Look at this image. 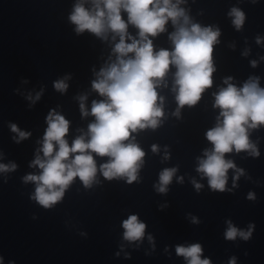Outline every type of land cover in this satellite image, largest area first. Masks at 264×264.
<instances>
[{
  "label": "clouds",
  "instance_id": "9594fccd",
  "mask_svg": "<svg viewBox=\"0 0 264 264\" xmlns=\"http://www.w3.org/2000/svg\"><path fill=\"white\" fill-rule=\"evenodd\" d=\"M86 2L88 0H77L69 15L70 22L76 26L78 34L88 31L102 39H107L109 33L113 40L119 37L112 49L116 59L101 68L92 83V88L106 99L94 100L89 112L84 103L87 97H79L82 116L95 117L88 125L87 133L77 136L69 145L65 138L69 121L55 111L47 117L42 147L30 165L41 171L23 178L25 183L36 185L32 198L46 209L61 201L65 190L77 177L85 187H91L98 172L93 154L108 157L107 162L99 166L105 179L126 177L129 184L137 181L145 152L137 143L129 142L130 137L138 130L155 129L159 125L164 111L163 97L159 96L157 88L171 66L176 68L173 91L178 108L174 115L179 116L185 105L197 104L202 93L213 84V45L218 43L220 30L193 23L186 10L180 7L184 0H90L91 7H86ZM122 12L127 13V21L122 18ZM228 15L233 18L235 28L240 30L245 21L244 12L233 7ZM169 21L174 27L169 35L173 49L155 51L149 37L164 32ZM129 25L138 29V38L129 34ZM260 42L257 37V43ZM243 54L247 55V51ZM251 64L255 67L256 61ZM66 79L54 82L57 91H66ZM231 79H225L227 87L215 94L214 106L220 113L216 126L206 132L213 147L204 150L196 169L207 177L210 188L219 192L226 190L228 170L236 169L231 160L225 159V154L235 150L258 156L255 144L249 139V129L264 125V88L260 87L259 77H249L242 87L230 83ZM39 98L37 93L35 99ZM10 128L17 133V143L30 135L15 124ZM152 151L157 152L158 147L153 145ZM164 158H168L167 153ZM16 167L15 163H0V172L15 171ZM176 172L175 167L161 171L159 183L155 185L159 193L168 191L167 186ZM236 173L233 187L235 180L244 174L242 169H236ZM182 181L183 177H179L178 182ZM192 183L197 190L202 187L195 180ZM248 199L254 200V193L250 192ZM192 222L198 221L193 217ZM227 225L226 240L235 241L239 237L247 241L252 236L254 225L250 224L247 230L237 228L231 221ZM122 227L125 240L144 238L146 224L137 215H130L122 222ZM148 239L152 241L150 235ZM202 252L199 243L176 247V254L184 257L187 264H211L209 259H201ZM229 264H236L235 258Z\"/></svg>",
  "mask_w": 264,
  "mask_h": 264
}]
</instances>
